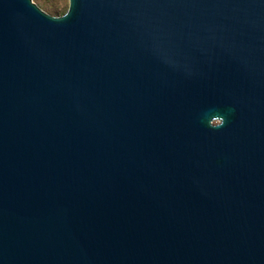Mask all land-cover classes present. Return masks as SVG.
<instances>
[{"label": "water", "instance_id": "water-1", "mask_svg": "<svg viewBox=\"0 0 264 264\" xmlns=\"http://www.w3.org/2000/svg\"><path fill=\"white\" fill-rule=\"evenodd\" d=\"M0 0V264H264V0Z\"/></svg>", "mask_w": 264, "mask_h": 264}, {"label": "rangeland", "instance_id": "rangeland-1", "mask_svg": "<svg viewBox=\"0 0 264 264\" xmlns=\"http://www.w3.org/2000/svg\"><path fill=\"white\" fill-rule=\"evenodd\" d=\"M32 1L39 7L38 2L39 1L43 2V1H46V0H32ZM47 2L50 3V4H53V5H55L57 7L58 15H51L50 14L51 16H57V17L58 16H61L59 14H61L62 12H64L68 8V6H69V1L68 0H47ZM47 14H49V13H47Z\"/></svg>", "mask_w": 264, "mask_h": 264}, {"label": "trees", "instance_id": "trees-1", "mask_svg": "<svg viewBox=\"0 0 264 264\" xmlns=\"http://www.w3.org/2000/svg\"><path fill=\"white\" fill-rule=\"evenodd\" d=\"M38 5H39V7H40L41 9H43L45 12L49 13V15H50V14H51V15H58L57 7H56L55 5H53V4L48 3L47 0H46V1H43V2L39 1V2H38ZM67 9H68V8H67ZM67 9H66L64 12H62L61 14H59V15H63V14H65L66 11H67Z\"/></svg>", "mask_w": 264, "mask_h": 264}]
</instances>
